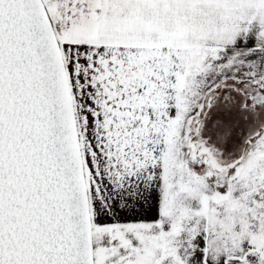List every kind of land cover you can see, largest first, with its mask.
<instances>
[{"label":"snow or ice","instance_id":"1","mask_svg":"<svg viewBox=\"0 0 264 264\" xmlns=\"http://www.w3.org/2000/svg\"><path fill=\"white\" fill-rule=\"evenodd\" d=\"M163 7L0 0V264H264V132L200 121L264 96V0L197 5L190 64L139 42Z\"/></svg>","mask_w":264,"mask_h":264},{"label":"rangeland","instance_id":"2","mask_svg":"<svg viewBox=\"0 0 264 264\" xmlns=\"http://www.w3.org/2000/svg\"><path fill=\"white\" fill-rule=\"evenodd\" d=\"M208 2L211 0H162L164 7L158 15L150 21L140 22L137 31L143 30L149 36H154L144 39L149 42H169L186 54L192 51L189 54L192 63L201 52L196 38L206 27V22L201 23V11L197 5ZM182 54L180 56L184 60L186 54ZM228 87L235 89L234 99L226 101L220 91H214L215 107L211 113L205 110V114L200 116V121L206 125L205 134L214 137V144L224 148L227 142V148L231 151H225V157L241 150L246 152L255 133L264 132V96H259L258 103L253 102L255 89L248 83L242 86L229 84ZM205 115L209 117L208 120H205ZM245 115L249 117L248 121L241 119Z\"/></svg>","mask_w":264,"mask_h":264},{"label":"crops","instance_id":"3","mask_svg":"<svg viewBox=\"0 0 264 264\" xmlns=\"http://www.w3.org/2000/svg\"><path fill=\"white\" fill-rule=\"evenodd\" d=\"M148 40V39H147ZM147 40H141V41H139L144 47H146V48H148L150 51L151 50H155L154 51V54L155 55H160V48L161 47H163V46H167L173 53H177L178 55H181L182 53H184V55L186 54V52L183 50V49H181V48H179V47H175V46H173L171 43H169V42H164V41H162V42H149V40L147 41ZM190 52H192V51H187V54H186V56H188V57H186L185 56V62L186 63H191L190 62V58H189V54H190ZM183 55V54H182ZM164 59L165 60H167V56L165 55L164 56Z\"/></svg>","mask_w":264,"mask_h":264}]
</instances>
